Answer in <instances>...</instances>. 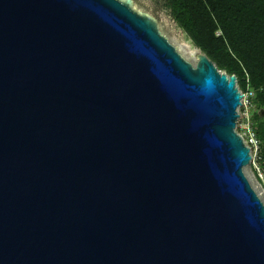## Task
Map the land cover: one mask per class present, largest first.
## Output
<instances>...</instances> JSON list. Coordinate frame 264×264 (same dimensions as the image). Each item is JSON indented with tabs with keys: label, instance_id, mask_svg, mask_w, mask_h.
Listing matches in <instances>:
<instances>
[{
	"label": "water",
	"instance_id": "obj_1",
	"mask_svg": "<svg viewBox=\"0 0 264 264\" xmlns=\"http://www.w3.org/2000/svg\"><path fill=\"white\" fill-rule=\"evenodd\" d=\"M241 96L134 0H0V264H264Z\"/></svg>",
	"mask_w": 264,
	"mask_h": 264
},
{
	"label": "trees",
	"instance_id": "obj_2",
	"mask_svg": "<svg viewBox=\"0 0 264 264\" xmlns=\"http://www.w3.org/2000/svg\"><path fill=\"white\" fill-rule=\"evenodd\" d=\"M172 19L218 69L236 75L241 90L253 88L264 110V0H166ZM264 114L253 116L263 142L257 160L264 171Z\"/></svg>",
	"mask_w": 264,
	"mask_h": 264
},
{
	"label": "rangeland",
	"instance_id": "obj_3",
	"mask_svg": "<svg viewBox=\"0 0 264 264\" xmlns=\"http://www.w3.org/2000/svg\"><path fill=\"white\" fill-rule=\"evenodd\" d=\"M166 0H134V7L137 10L145 11L152 14L158 22V26L162 34L173 44L178 52L187 60L195 63L199 49L191 43V41L186 36L185 32L177 25V23L172 19L169 14L168 9L165 6ZM191 50H194L193 54ZM238 84V83H237ZM241 93L245 91L241 90ZM242 101H246V93L241 97ZM241 105L237 108L238 115H241ZM243 108V107H242ZM253 108V110H251ZM248 116L253 119L254 114L260 113L263 116L264 112L259 107L252 106L248 109ZM240 116H238L239 120ZM264 119V117H263ZM254 121V120H253ZM241 122V119H240ZM246 123V122H245ZM244 130V129H243ZM261 146L263 147V142L261 141ZM261 147V150H262ZM259 153V152H258ZM251 160L249 164L243 167L244 174L246 175L250 185L255 190L259 198L264 203V171L262 164L257 160V156L254 149H251Z\"/></svg>",
	"mask_w": 264,
	"mask_h": 264
},
{
	"label": "built area",
	"instance_id": "obj_4",
	"mask_svg": "<svg viewBox=\"0 0 264 264\" xmlns=\"http://www.w3.org/2000/svg\"><path fill=\"white\" fill-rule=\"evenodd\" d=\"M238 85V84H237ZM239 87V85H238ZM239 90L241 92V89L239 87ZM243 91V90H242ZM246 93V101H241V115L239 120L236 121L235 129L236 131L241 135L244 143L249 147L250 151L251 149H254L255 154L257 155L259 151H261V140L256 136L254 132V121L253 119H250L248 116V109L254 106L253 104V98L255 95V92L253 88L247 86ZM243 93L242 96L245 94ZM242 100V99H241ZM238 110V108H237ZM253 110V108L251 109ZM241 119V122H240ZM246 122V123H245ZM244 129V130H243Z\"/></svg>",
	"mask_w": 264,
	"mask_h": 264
},
{
	"label": "bare ground",
	"instance_id": "obj_5",
	"mask_svg": "<svg viewBox=\"0 0 264 264\" xmlns=\"http://www.w3.org/2000/svg\"><path fill=\"white\" fill-rule=\"evenodd\" d=\"M191 52H192V54H193V52H194V50H191ZM242 97V96H241ZM241 100V99H240ZM242 101V100H241Z\"/></svg>",
	"mask_w": 264,
	"mask_h": 264
},
{
	"label": "clouds",
	"instance_id": "obj_6",
	"mask_svg": "<svg viewBox=\"0 0 264 264\" xmlns=\"http://www.w3.org/2000/svg\"><path fill=\"white\" fill-rule=\"evenodd\" d=\"M200 52V51H199Z\"/></svg>",
	"mask_w": 264,
	"mask_h": 264
}]
</instances>
